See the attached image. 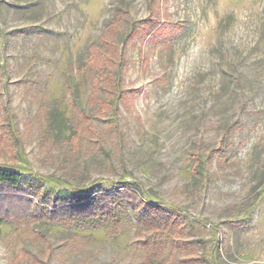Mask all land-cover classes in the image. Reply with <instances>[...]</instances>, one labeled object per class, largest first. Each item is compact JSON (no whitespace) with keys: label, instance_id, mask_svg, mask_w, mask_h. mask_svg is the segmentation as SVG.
Instances as JSON below:
<instances>
[{"label":"rangeland","instance_id":"obj_1","mask_svg":"<svg viewBox=\"0 0 264 264\" xmlns=\"http://www.w3.org/2000/svg\"><path fill=\"white\" fill-rule=\"evenodd\" d=\"M0 167V264H264V0H0Z\"/></svg>","mask_w":264,"mask_h":264},{"label":"trees","instance_id":"obj_2","mask_svg":"<svg viewBox=\"0 0 264 264\" xmlns=\"http://www.w3.org/2000/svg\"><path fill=\"white\" fill-rule=\"evenodd\" d=\"M198 165H199L198 158H194L193 167L196 168ZM23 182H24L23 175L19 171L14 170V169H7L4 167H0V186L5 185L10 188L17 189V188H21ZM113 196H114L113 194L109 195V194L103 193L104 198L113 197ZM101 201L102 199L100 198L99 195H97L91 198H84V200L83 199L80 200L78 204H69L66 209L68 211L72 210L74 214L81 212L80 214L76 215L77 219L81 220V222H84V223L92 222L94 223L96 227H98L102 225L101 224L102 220L107 218V215L111 213L110 209H106V206L108 204H104L99 207V205L101 204ZM146 203L149 205L148 202ZM113 217H114V214H113ZM113 217L112 218L110 217L109 219L112 220ZM148 220L149 219H142V217H140L138 221L142 222V224H146L147 226H150L153 228H161V226L163 225L161 224L162 222L161 218L160 219L153 218L152 222L151 221L149 222ZM166 222L168 221L163 220V223L167 224Z\"/></svg>","mask_w":264,"mask_h":264}]
</instances>
